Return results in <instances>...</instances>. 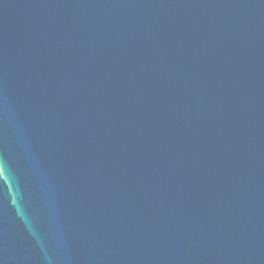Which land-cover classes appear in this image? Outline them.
Returning a JSON list of instances; mask_svg holds the SVG:
<instances>
[{
	"label": "water",
	"instance_id": "1",
	"mask_svg": "<svg viewBox=\"0 0 264 264\" xmlns=\"http://www.w3.org/2000/svg\"><path fill=\"white\" fill-rule=\"evenodd\" d=\"M0 264H264V0H0Z\"/></svg>",
	"mask_w": 264,
	"mask_h": 264
}]
</instances>
